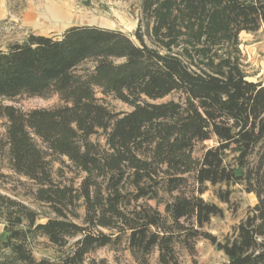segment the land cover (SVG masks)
Instances as JSON below:
<instances>
[{
    "label": "trees",
    "instance_id": "trees-1",
    "mask_svg": "<svg viewBox=\"0 0 264 264\" xmlns=\"http://www.w3.org/2000/svg\"><path fill=\"white\" fill-rule=\"evenodd\" d=\"M141 14L136 40L76 24L0 48V158L12 172L0 179H28L41 205L0 189V264H110L92 254L125 237L138 264L155 251L180 264L178 247L200 238L221 264H264V81L247 79L240 49V34L264 24V0H142ZM98 92L132 109L113 112ZM47 94L64 104L13 103ZM64 158L85 174L78 187L54 177ZM207 183L228 186L215 192L222 202L236 184L258 200L225 241L204 230L223 214L202 197ZM42 242L68 248L37 257Z\"/></svg>",
    "mask_w": 264,
    "mask_h": 264
},
{
    "label": "rangeland",
    "instance_id": "rangeland-1",
    "mask_svg": "<svg viewBox=\"0 0 264 264\" xmlns=\"http://www.w3.org/2000/svg\"><path fill=\"white\" fill-rule=\"evenodd\" d=\"M142 0H0V48H5L9 42L23 39L29 32L46 35L61 34L67 27L76 24H97L111 28L121 29L134 40L135 30L141 18ZM240 49L243 69L250 81H264V24L254 33L242 32L240 34ZM97 96L113 112L130 111L132 107L115 98L113 95H104L98 92ZM171 96L164 100L170 99ZM23 110L34 108H54L64 102L57 94L45 96H27L13 102ZM6 119L0 118V139L5 138ZM93 140L104 143L101 135H95ZM212 145V141L206 142ZM202 145L195 150L196 156H201ZM66 165L60 162L54 165V177L63 183L73 184L78 187L85 175L68 166L69 161L64 158ZM0 169L3 174H12L8 169L6 160L0 158ZM60 170V171H59ZM60 174V176H59ZM18 177L0 179L2 191L16 195L35 209H41V205L34 200L31 192L35 188L31 181L21 178L25 185L17 181ZM226 185L213 186L207 183V190L202 197L210 202L217 203L223 208V214L212 217L205 225L204 230L215 235L220 241H225L234 233L235 227L243 220L249 209L257 203L254 193H248L243 185L230 186L232 190L230 202H222L216 195L219 188H227ZM163 210V206H160ZM81 216L84 214L80 209ZM82 222V219H77ZM3 224L0 223V237L3 235ZM105 233H111L109 229H102ZM74 239L70 241L72 244ZM46 242L39 243L35 247L37 257L58 259L64 250ZM97 259H105L110 264H138L128 249L126 237L120 246L113 249L105 246L97 249L93 254ZM180 264H221L227 260V256L209 240L200 238L194 243V250L190 251L182 246L178 247ZM151 264H161L158 261V251L150 258Z\"/></svg>",
    "mask_w": 264,
    "mask_h": 264
}]
</instances>
